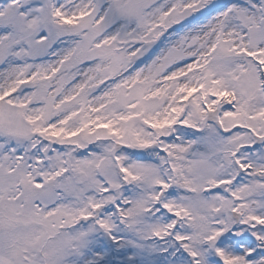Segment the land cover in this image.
<instances>
[{
  "label": "snow or ice",
  "instance_id": "obj_1",
  "mask_svg": "<svg viewBox=\"0 0 264 264\" xmlns=\"http://www.w3.org/2000/svg\"><path fill=\"white\" fill-rule=\"evenodd\" d=\"M0 264H264V0H0Z\"/></svg>",
  "mask_w": 264,
  "mask_h": 264
}]
</instances>
